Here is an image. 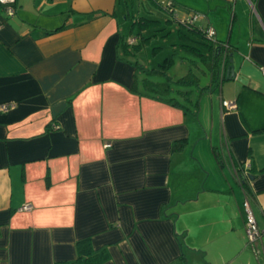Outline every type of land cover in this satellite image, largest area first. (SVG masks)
<instances>
[{
	"label": "crops",
	"instance_id": "0c3cea01",
	"mask_svg": "<svg viewBox=\"0 0 264 264\" xmlns=\"http://www.w3.org/2000/svg\"><path fill=\"white\" fill-rule=\"evenodd\" d=\"M226 1L227 38L212 30L245 83L224 80L203 122L201 104L185 112L143 88L130 44L159 26L140 27L133 0L0 6V106L15 104L0 112V264H264V0Z\"/></svg>",
	"mask_w": 264,
	"mask_h": 264
},
{
	"label": "trees",
	"instance_id": "16d2710c",
	"mask_svg": "<svg viewBox=\"0 0 264 264\" xmlns=\"http://www.w3.org/2000/svg\"><path fill=\"white\" fill-rule=\"evenodd\" d=\"M154 2L168 14H172L171 10L175 9L176 7L175 3L172 0L168 2V5L159 3L158 0H154ZM195 14L198 13L193 12L191 13L190 17L178 20L180 27L185 28L186 33H191L194 38H196L188 40L189 36H187L184 31H180L181 40L188 42L192 41V46H185L183 44L182 46L191 51L196 58V60H194L195 58L192 60L181 58V61H186L187 63L189 62L192 67L194 65L196 66L197 61H199L204 68V70H202L201 72H203L204 76L208 75L210 77V83L207 89L211 91L214 86L220 87L225 80L226 68L228 66L229 59H231L232 57V47L224 41L217 40L215 36L214 38H209L207 34V30L209 29L208 26L200 29L195 25V23L198 21L189 23V19ZM136 23L143 28H150L152 26L155 27L156 25H158L157 21L145 17L138 18V20H136ZM59 30L60 28L56 29L54 32H58ZM142 39L143 41H147L149 40V37ZM125 44L124 48L128 49V45ZM130 45L133 46L134 51H139L143 46V42H140L139 44L133 43ZM197 45H202L204 50H200ZM174 64L175 61L171 57L165 59L164 62L159 65L158 69L146 71L142 78V86L145 90H147V92L152 93L159 100L167 102L174 107H179L185 112H192L196 109V107H199L203 88L199 87V78L193 72L192 68L185 76L181 78L172 79L171 77L167 76L166 73L170 68L173 67ZM195 89H199V94L197 92L195 95ZM184 103H187L190 108L185 107ZM181 148V144H176L174 146V149L176 150H179ZM216 158L218 159L217 156ZM243 184H245L244 187H247L246 183ZM88 247L89 244L85 242L81 243L79 247L80 260H84L85 255H89ZM89 259L93 260V257H89Z\"/></svg>",
	"mask_w": 264,
	"mask_h": 264
},
{
	"label": "rangeland",
	"instance_id": "374dc122",
	"mask_svg": "<svg viewBox=\"0 0 264 264\" xmlns=\"http://www.w3.org/2000/svg\"><path fill=\"white\" fill-rule=\"evenodd\" d=\"M138 1L141 2V0H133V2L135 3V7L133 9H129L135 13L134 17L135 18H138L140 16L146 17V15H149L147 17H149L150 19H155L157 21H160V24L157 25L159 27L151 28V32L149 31L150 33L146 34V36L150 37L149 39H151V42L150 44L147 43L145 47L143 46L141 48L139 53L136 55L135 60L138 61L139 64L143 65L147 70H153V69H158L159 65L162 64L165 59L172 57L173 60L175 61V64L166 73V75L171 77L172 79H177V78H181L185 76L188 73V71L192 68L193 72L199 78V87L203 88L201 99H200L202 111L201 110L198 111L196 115V116L199 115L200 120L203 122V119H207V116H208L207 115L208 107H207L206 102L208 103V106L210 108L211 96L213 97V102H216L219 96L221 87L214 86L211 89V91H209L207 87L209 86V83H210V77L208 75L204 76L203 72H201L202 70H204L201 63L197 61L196 63L197 65L196 66L194 65L192 67L189 62L187 63L186 61H181V58H186V60L187 59L192 60L195 58V56L192 54L191 51L187 50L186 47L182 46V44L185 46H192V41L189 43L188 41H183L179 38L178 36L179 28L178 27H180V25L178 21H175L172 18L174 19L176 18L177 20V19H184V18L190 17L191 13L194 12V9L198 8V10H200L202 13H205V14L207 13L209 15L210 17L209 20L211 21V25H212L211 29H214V27L223 28L222 30L223 34L222 33L218 34L219 35L218 38H221L223 35L222 38H224L225 40V38H227V35H228V29H229L228 25L230 23L231 16L233 13V11L231 10L232 8H231L230 3L226 0H210V2H207L206 0H199V1L198 0H177L178 3H181V4L177 3V9H176L177 11H174L175 9H172L173 11L172 14L166 13L156 4L153 5V7L149 4V8L152 7V13L145 14L144 6L142 4H139ZM144 1L150 2L147 0H144ZM158 1L159 3H164L168 5V2L170 0H158ZM122 3L124 4V2ZM182 4L189 6L190 8V9L188 8V10H190L189 13L179 10V7H184ZM129 6L131 5L129 4ZM209 10L210 12L208 13L207 11ZM223 14L224 16H222ZM121 17L123 18V15ZM169 18L172 19V23L167 24V20ZM203 23L204 22L202 21H198L195 23V25L198 28H203L204 27ZM128 25L130 24L128 23ZM153 31H156V32H153ZM136 33H137V30H135L134 36L136 35ZM197 46L200 50L202 51L204 50L202 45H197ZM194 60H196V58ZM151 80H152V77H151ZM197 92L199 94L200 92L199 89L197 90L195 89V95ZM184 106L190 108V106H188L187 103H184ZM204 135H205V132H204ZM205 148L207 147L205 146Z\"/></svg>",
	"mask_w": 264,
	"mask_h": 264
},
{
	"label": "built area",
	"instance_id": "2783aa9c",
	"mask_svg": "<svg viewBox=\"0 0 264 264\" xmlns=\"http://www.w3.org/2000/svg\"><path fill=\"white\" fill-rule=\"evenodd\" d=\"M14 4H15V0H0V6H3L7 16L9 17H12L15 13ZM202 17L203 16L200 14H195L193 17L189 19V23L199 21L200 19H202ZM207 34L209 38H214L215 36V32L211 28L207 30ZM222 106L223 108L229 111L236 108L234 103L227 101H222ZM14 108H15V104L13 103L2 105L0 106V112L5 113ZM248 168H249L248 166L247 168L245 167V169ZM242 207L245 215V220H244L245 234L247 236L248 242L253 247L258 241H260L262 234L256 224V220L253 211L251 209L250 202L248 201L247 198L244 200ZM29 210H31V207L26 205L23 206L19 211H29Z\"/></svg>",
	"mask_w": 264,
	"mask_h": 264
},
{
	"label": "water",
	"instance_id": "95a60500",
	"mask_svg": "<svg viewBox=\"0 0 264 264\" xmlns=\"http://www.w3.org/2000/svg\"><path fill=\"white\" fill-rule=\"evenodd\" d=\"M234 79H237L242 84L245 83L243 78L237 77V73L235 72V68H234V64H233V59L231 58V59H229L228 66L226 68L225 81H231ZM248 176H249V174L247 173V171L245 169L240 171V173L238 174V178H239L241 184L245 183V180L247 179Z\"/></svg>",
	"mask_w": 264,
	"mask_h": 264
}]
</instances>
